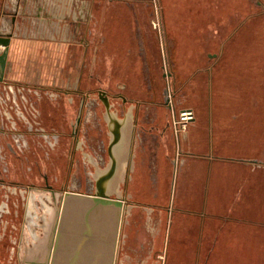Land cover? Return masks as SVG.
Wrapping results in <instances>:
<instances>
[{
  "label": "crops",
  "instance_id": "1",
  "mask_svg": "<svg viewBox=\"0 0 264 264\" xmlns=\"http://www.w3.org/2000/svg\"><path fill=\"white\" fill-rule=\"evenodd\" d=\"M65 1L48 0L55 18L54 36L49 39H42L40 31L34 32L36 37L30 39L18 36L16 30L2 32L11 34L4 79L13 85L0 84V106L6 116L20 126L25 114L17 117L10 110L23 107L18 97L11 95L19 91L15 84L40 85L50 83L53 78V87L71 93L74 76L79 78L78 92L89 77L110 78L112 89L121 91L118 102L111 100V110L122 123L120 143L115 148L116 167L105 185L112 198L123 202L119 222L116 228L117 209L103 205L96 206L86 221L90 203L65 202L64 196L58 197L54 190L56 197L52 198V203L58 208L52 218L49 239L44 246L40 240L36 245L38 235L34 231L38 227L35 219L38 212L35 205L39 202H35L36 199L28 202L32 206L27 214L25 203L17 202L15 218L6 197L0 204V261L14 263L9 246L14 230L10 228L18 229L20 225L17 264H71L78 251L80 254L74 264H264V56L251 52L253 49L244 52L243 44L238 47L237 43L228 51L240 29L247 24L254 29L257 22L234 20L237 19L234 13L239 11L235 12L229 0H200L190 11L188 33L193 51L176 52L172 57L176 68L169 76L174 86L178 82L185 85L183 94L173 97V107H170L162 93L161 58L147 21L144 24L133 22L141 35L129 37L130 44L113 42L108 46L103 23L97 27L100 41L95 43L96 47L83 40L79 44L84 46L81 55L75 57L74 52L78 50L74 51L72 39L66 32L59 40L56 37L62 25L67 27L66 19L63 20L66 17L56 15L62 6L67 8L68 5L71 10ZM4 2L6 0L0 1V16ZM5 5L9 8V3ZM86 8L83 0L82 16ZM124 12L127 13L126 9ZM204 13H208L209 18L203 19ZM16 20L14 16L15 24ZM130 25L120 22L111 30L125 42ZM177 25L179 29L183 27L181 23ZM206 26L207 35L201 31ZM201 39L206 41L202 43ZM90 46L93 48L91 57L88 55ZM3 50L5 47L0 46V52ZM245 75L253 78L250 91L242 83ZM220 77L227 85L216 88ZM39 92L40 107L48 108L42 121L47 120L55 127L56 98L46 100L44 91ZM234 92L240 94L238 101L233 98ZM86 94L82 109L84 104L86 109L90 103L87 99L91 94ZM97 105L98 109H105L102 113L106 122V149L83 153L85 160L89 157L92 164L97 165L91 186L94 190L70 189L87 195L95 194L98 177L111 165L108 146L112 134L107 110L104 102ZM183 108L193 109L195 116L185 130H178L173 118ZM233 109L250 113L249 118H239V113ZM51 133L45 131V137L29 139L34 141L29 151L38 161L40 172L48 173L59 186L58 174L62 173L63 166L58 168ZM231 140L253 147L249 153H231L227 148ZM77 144L82 147L81 136L71 151L70 170L80 152H75L79 148ZM22 151L24 156L31 155L23 148ZM1 156H8V152L1 150ZM26 218L28 221L33 218V225L29 227L33 228L32 233L25 227ZM13 220H16L15 225ZM62 227L54 258L57 234ZM29 237H33V245L25 247V242L30 243L25 238Z\"/></svg>",
  "mask_w": 264,
  "mask_h": 264
},
{
  "label": "rangeland",
  "instance_id": "2",
  "mask_svg": "<svg viewBox=\"0 0 264 264\" xmlns=\"http://www.w3.org/2000/svg\"><path fill=\"white\" fill-rule=\"evenodd\" d=\"M84 1L87 8L84 9V11L86 12L83 14V16L80 14V5L82 4L83 0H66L65 2L69 3V7H71V10L70 8H68V5L67 8L62 6L61 12L59 11L56 14L57 18L60 16L66 17L63 18V20L66 19L65 21H67V23L64 22L67 27H64V25H62L63 28L56 31V37L59 40L62 36H64V32H66L67 37L72 39L74 51H79L74 52L75 57L81 55V51L83 50L84 46H81L79 44H81V41L83 40H85V43L89 42V45L90 43H92L93 48L96 47L95 43L97 41H100L97 38V36H99L97 34V27L99 28L101 24H105V45L108 46L109 44H113V42L130 44L131 41L129 40V37H136L141 35L140 30L138 29L137 31L136 26L132 25L133 22L137 21L144 24L143 22L147 21L151 30V35L155 40L156 52L159 53L161 58L160 68L163 75L162 93L166 98L164 100L166 101L167 98H169L168 102L172 104L173 97H180L183 94L185 84H183L182 82H178V84L174 86V80L169 76L170 71H173L176 68V66L174 65L175 62L172 60V57L176 52L190 53L193 51L191 48V42L188 33L191 14L190 11L195 5H197V3H199L200 0ZM229 1L234 7L233 9L235 10V12L239 11L238 13H234V16H236L237 18H234V20H237L238 23H244L245 21L250 23L255 21L257 22V27L252 29V25H244L234 38L233 42L229 45L228 51L231 50L233 44L237 43L238 47H240L239 45L243 44L244 52L253 49L251 52L264 56V0ZM6 2L9 3V8L7 9L5 5ZM6 2H4L3 10L0 16V33H6L8 31L12 32L16 30L18 36L26 39L36 37V33L35 35H33V33L38 31H40L39 35H41L42 39H49L50 37L54 36L53 20L55 18L53 16L54 13L50 11L48 0H6ZM125 9L127 13L124 12ZM205 14H207V17L205 16ZM14 16L17 18V24L13 22ZM202 16L205 17L203 19L209 18L208 13H204L202 14ZM5 17L6 20H8V24L6 23V20H3V18ZM80 17L82 19L78 20V18ZM120 22L131 24V29H127L128 31L126 37L128 38V40H126L125 42L120 40L121 36L119 37V35L114 32L115 30H111V28L115 29V27ZM178 23H181L183 25V29L178 28ZM201 31H203L205 35L209 33L207 26L201 29ZM179 38H183V41ZM204 41H206V39H201L202 43H204ZM92 47L90 46L89 49V57L93 56ZM222 78L223 77L217 78L216 88L221 86L224 87L225 85H227L226 80L224 81ZM234 78L237 77L234 76ZM52 79L53 78H51L50 83L46 82L40 85L38 83H33L30 85H26L23 83L15 84L19 91L17 93H11V95L14 97L17 96L23 107L21 109L10 108V110L17 117H22L25 114V118L20 119V126H16V124L13 122V119L10 120V117L8 116V118L6 116L7 114L4 112V109H1L0 106V181H3V179L8 181L7 184L0 185V204L4 199H6V197H8L10 209H12L14 216L16 213V209L18 208L16 204L17 202L25 203L26 214L27 212H31L30 208L32 205H28V202L32 203L33 199H36L35 202H39L38 205H35L37 208L36 212H38V214H36L35 216L38 227L34 232L38 235L35 244L37 245L40 240L42 244L41 246H44L48 242L51 231L52 218L54 217L55 208H58L52 203L54 202V200L52 199L53 194L51 193V191L43 187L30 188L27 187L29 186L28 184L22 186L23 184L17 185V183L14 182L22 180L26 183H30L33 180H37L40 184L43 185L42 175L37 171L35 173L32 172L34 168L36 169L37 160L35 157H32V152L29 151L31 143L34 142L31 140H34L33 138L38 137L39 135L45 137V131L52 132L49 135H51L50 139H53L52 142L57 149L56 159L58 168H61L62 166L64 167H62V173L58 174V176L59 179L64 180L66 178L65 169L66 167L68 168L69 164L71 147L70 124H75L78 121L77 118L81 115L80 122L78 125H76V128L79 133V137H82L83 145L76 157V161L72 168V171L69 173L70 177L68 181L70 188L57 189V196H64V192L70 189H78L80 191H93L94 187L91 186H93L94 183L97 165L96 163L92 164V162L89 160V157L87 158L88 160H85L86 156H83V153L85 152L86 154L87 151L90 152L91 150L93 151V149L96 151L98 150L99 152L106 149V122L102 113L103 111H105V109L97 108V103L101 102L98 90L104 89L107 91V93L109 92L108 95H111L110 99L112 98L111 100L113 102H118V96L121 94V91H119L118 93L117 91L112 89L109 83L110 78L89 77L87 78L88 82L84 83V87H82V90L78 92L76 88H78L79 78L77 76H74L72 78L73 90L71 93H66L64 90H60V88L53 87ZM252 79L253 78L250 75H245L242 78V83L248 88V91H250ZM44 80L47 81L46 78H41V81L44 82ZM238 80L241 81V77L239 75ZM57 81L59 82V79H57ZM35 82H37V79H35ZM0 84L7 86L13 85L12 82L8 81L7 79H4L2 82H0ZM48 86L50 88H48ZM202 86H204L203 89L206 88L205 84H203ZM46 90L49 93L45 92ZM39 91H44L43 95L46 96V100H52L53 98H56L55 100L57 102V108L55 109V111L57 112V124L55 127L52 124H48L47 120L45 122L42 121V119L44 118V114L48 111V108L43 109L40 107L39 95L41 93ZM88 92L91 94V96L87 99V101L89 100L90 103L86 109H84V104L82 109L81 107L83 104V100L85 99L84 95ZM238 95L240 94L236 92L233 93V98L235 101H238L240 99L238 98ZM13 99L14 98H12V100ZM233 110L236 111L235 109ZM22 111L24 113H22ZM50 111V113H52V110ZM232 113L233 116H236L234 112ZM237 113H239V118H249L250 115L249 111V115L246 113L243 114L242 111H238ZM65 134L67 135V137H64ZM46 135L48 137L47 133ZM29 139L31 140L29 141ZM35 142L37 143V141ZM75 142L76 141L74 140L73 145H75ZM8 144L10 147H8ZM252 147L253 146L248 145V143H237L236 141L232 140L227 146L228 151L237 154L249 153ZM22 148L25 152H28L31 155L29 157L28 155H26L23 159L19 157L18 153L24 156L22 153ZM1 150L3 151V153L8 152V156H6L7 160L6 157L1 156ZM17 162L19 163V166ZM86 179L88 180V184L86 185L84 183L82 186H79L80 181H85ZM23 198L24 200L22 201ZM14 217L16 218V216ZM11 218L12 215L10 216V219ZM31 220H29L30 222L28 221V219L26 220L25 227L28 230L30 229L29 227H32L33 225ZM12 222L14 223V225L16 224V220H13ZM11 229L14 230V233L13 237L9 238V246L12 247V255H14L15 258L14 263L12 264H17L16 250L19 248L21 240L20 225L18 229L13 228V226L10 228V230ZM32 229L33 228L29 230L30 233H32ZM27 240L30 243L28 244L27 242H25V247H27V245L32 247L33 237L25 238V241ZM0 264H4V262L0 261Z\"/></svg>",
  "mask_w": 264,
  "mask_h": 264
},
{
  "label": "water",
  "instance_id": "3",
  "mask_svg": "<svg viewBox=\"0 0 264 264\" xmlns=\"http://www.w3.org/2000/svg\"><path fill=\"white\" fill-rule=\"evenodd\" d=\"M11 43V34H2L0 33V46H4L5 50L0 52V81L4 80V74L5 70L7 67V61H8V51ZM99 98L104 102L107 110V123L109 130L112 134L111 141L108 146V152L111 158V165L108 168V170L104 173H102L98 179H97V189L94 195H87L84 193H76L73 191L68 190L65 195V202L73 200L75 202H79L81 204L85 203H90V207L87 209L85 218L86 221H88L89 216L93 212V209L96 208L98 205H103V206H113L117 209L116 213V225L115 227L117 228L118 226V220L119 216L121 213V208L123 205L122 200L119 199H114L110 196L108 193V190L106 188V182L112 178V175L114 173L115 167H116V154H115V148L116 146L120 143V138H121V132H120V125L121 121L117 118V116L113 113L111 110V103L109 101V98L107 96V93L103 90L99 91ZM65 208V206H64ZM64 213V212H63ZM88 230H90V224L88 223L87 225ZM63 227L60 228L58 234H57V239L55 242V248H54V258H56V251L59 248L61 236L63 233ZM79 251L75 254L74 258L72 259L71 264L75 263V260L79 257Z\"/></svg>",
  "mask_w": 264,
  "mask_h": 264
},
{
  "label": "flooded vegetation",
  "instance_id": "4",
  "mask_svg": "<svg viewBox=\"0 0 264 264\" xmlns=\"http://www.w3.org/2000/svg\"><path fill=\"white\" fill-rule=\"evenodd\" d=\"M99 91H100V89H99ZM98 91V92H99ZM104 91V90H103ZM109 93V92H108ZM111 97V96H110ZM172 98V97H171ZM86 99V98H85ZM112 99V98H111ZM168 100H169V98H168ZM84 101V100H83ZM102 101V100H101ZM169 103V102H168ZM173 103V102H172ZM169 106L170 107H173V104H170L169 103ZM82 114V113H81ZM80 117H81V115L77 118L78 119V121L74 124H70L71 125V134H70V144H71V147H70V155H69V171H68V173H67V175H66V178L64 179V180H62V179H59V186H57L56 184H54L53 183V181L50 179V177H49V174L48 173H46L45 171H42V172H40V166H39V164H38V161H36L37 162V165H36V170H37V172H39L41 175H42V177H43V185L42 184H40L39 183V181H32V182H30V183H26L25 181H14V182H16L17 183V185H22V186H24L25 184H28L29 186H27V187H30V188H39V187H43V188H45V189H47V190H49V191H52V190H57V189H67V188H69V181H68V179H69V173L72 171V170H70L71 169V164H70V162H71V151H72V149H73V144H74V140H75V137H76V141H77V143H79V136H78V131L77 130H75L76 129V125H78L79 124V122H80ZM64 137H67V135L65 134L64 135ZM79 146V148H76L75 149V152L77 153L78 151H80L81 150V145H78ZM8 147H10L9 146V144H8ZM18 156L19 157H21L22 159L25 157V156H22V155H20L19 153H18ZM33 172V171H32ZM8 183V181L7 180H5V179H3V181H0V185L2 184H7ZM88 184V180L86 179L85 181L84 180H81L80 181V183H79V185H83V184ZM52 194H53V198L54 197H56V195H55V192H51Z\"/></svg>",
  "mask_w": 264,
  "mask_h": 264
},
{
  "label": "built area",
  "instance_id": "5",
  "mask_svg": "<svg viewBox=\"0 0 264 264\" xmlns=\"http://www.w3.org/2000/svg\"><path fill=\"white\" fill-rule=\"evenodd\" d=\"M194 111L191 108H183L173 118L176 129L185 130L189 123L194 119Z\"/></svg>",
  "mask_w": 264,
  "mask_h": 264
},
{
  "label": "bare ground",
  "instance_id": "6",
  "mask_svg": "<svg viewBox=\"0 0 264 264\" xmlns=\"http://www.w3.org/2000/svg\"><path fill=\"white\" fill-rule=\"evenodd\" d=\"M101 90H104V89H101ZM98 91H99V90H98ZM104 91L107 93L106 90H104ZM107 96H108V98H109L110 103H112V102H111V99H110V96L108 95V93H107ZM77 146H78V144H77ZM53 192H54V190H53Z\"/></svg>",
  "mask_w": 264,
  "mask_h": 264
}]
</instances>
